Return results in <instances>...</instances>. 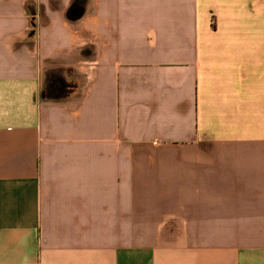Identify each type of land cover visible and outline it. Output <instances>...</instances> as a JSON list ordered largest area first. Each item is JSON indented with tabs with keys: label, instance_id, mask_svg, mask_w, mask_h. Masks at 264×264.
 <instances>
[{
	"label": "crops",
	"instance_id": "crops-1",
	"mask_svg": "<svg viewBox=\"0 0 264 264\" xmlns=\"http://www.w3.org/2000/svg\"><path fill=\"white\" fill-rule=\"evenodd\" d=\"M0 264H264V0H0Z\"/></svg>",
	"mask_w": 264,
	"mask_h": 264
}]
</instances>
